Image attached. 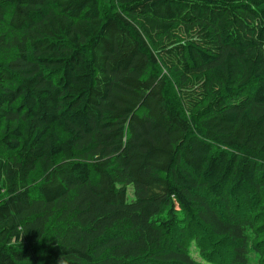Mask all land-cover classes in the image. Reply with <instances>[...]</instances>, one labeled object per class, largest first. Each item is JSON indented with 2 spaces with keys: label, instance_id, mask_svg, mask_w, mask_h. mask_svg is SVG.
I'll return each instance as SVG.
<instances>
[{
  "label": "trees",
  "instance_id": "trees-1",
  "mask_svg": "<svg viewBox=\"0 0 264 264\" xmlns=\"http://www.w3.org/2000/svg\"><path fill=\"white\" fill-rule=\"evenodd\" d=\"M251 253L264 0H0V264Z\"/></svg>",
  "mask_w": 264,
  "mask_h": 264
},
{
  "label": "rangeland",
  "instance_id": "rangeland-1",
  "mask_svg": "<svg viewBox=\"0 0 264 264\" xmlns=\"http://www.w3.org/2000/svg\"><path fill=\"white\" fill-rule=\"evenodd\" d=\"M34 178H38L39 172H36L34 175ZM134 198V192H133V187L130 186L128 190V201L132 200ZM191 255L199 261H202L200 255L198 254L197 248L194 244L191 245L190 248ZM249 264H258V255L256 253H251L250 254V263Z\"/></svg>",
  "mask_w": 264,
  "mask_h": 264
}]
</instances>
